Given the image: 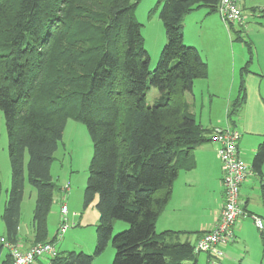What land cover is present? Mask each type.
I'll use <instances>...</instances> for the list:
<instances>
[{
  "label": "trees",
  "instance_id": "trees-1",
  "mask_svg": "<svg viewBox=\"0 0 264 264\" xmlns=\"http://www.w3.org/2000/svg\"><path fill=\"white\" fill-rule=\"evenodd\" d=\"M140 1L0 0V110L11 166L2 219L10 243H18L26 179L37 192L34 245L55 240H48L59 189L51 169L68 121L83 123L93 144L84 203L97 199L94 254L59 252L52 264H93L110 242L113 264H197L194 246L175 241L177 232L158 233L156 224L179 171L196 167L192 150L215 129L204 128L184 100L208 77V65L184 44L183 19L201 8L217 12L220 0H158L149 17L159 12L166 43L153 71L135 15ZM151 87L164 95L154 106ZM245 100L242 84L228 117ZM263 166L264 141L252 161L257 173ZM115 221L129 228L113 236Z\"/></svg>",
  "mask_w": 264,
  "mask_h": 264
},
{
  "label": "rangeland",
  "instance_id": "rangeland-1",
  "mask_svg": "<svg viewBox=\"0 0 264 264\" xmlns=\"http://www.w3.org/2000/svg\"><path fill=\"white\" fill-rule=\"evenodd\" d=\"M157 2L158 0H141L135 12L136 20L141 25L144 47L151 58V71L156 68L166 43L165 28L160 20L159 12L149 17L150 11L156 7ZM262 3L264 0H245L242 24L227 26L223 23L219 13L212 14L218 16L219 21L215 20L213 23V19H208L209 26L207 22H197L196 16H191L187 23L186 34L188 36L184 44L186 46L196 45L193 47L200 51L203 60L208 65V77L196 80L193 91L184 95L189 112L195 115L197 121H202L203 124L209 126L221 125L224 128L235 124L241 136H244L247 131L257 132L261 128L264 129V6ZM200 10L203 12L206 8ZM196 12L198 10L192 14ZM148 18L151 20L148 21ZM242 84L246 92V100L239 113L232 114L230 118L228 116L232 105L239 100ZM162 96L164 95L159 90L151 87L147 94L148 105L154 106ZM92 156L93 144L86 126L70 119L63 140L55 153V161L51 169V175L59 189L55 193V202L52 207L56 215L48 217L50 237L56 236L63 221L61 203L66 202L70 208V216L67 219L69 229L62 239L56 241V247L61 253L68 251L93 255L95 251L96 228L100 219L96 207L97 199L88 207H85L84 203V192ZM242 156L245 163H252L251 154L243 152ZM64 186L71 188L69 194L60 190ZM10 188L11 166L8 135L4 114L0 110V201H4L6 196L8 198ZM256 188L262 195L261 185ZM36 199L37 192L26 179L21 215V225L25 232L32 231ZM253 201L257 207L262 204L257 196H253ZM82 214H84L83 219ZM77 220H79L78 223ZM80 221L81 225H79ZM128 228L129 224L115 221L113 236ZM115 255L116 250L110 242L105 251L95 257L93 264H113ZM2 258L0 257V263ZM196 258L197 264L217 263L209 261L206 253H199ZM260 262L261 259L258 262L254 261V264H260ZM34 264H52V261L38 259Z\"/></svg>",
  "mask_w": 264,
  "mask_h": 264
},
{
  "label": "crops",
  "instance_id": "crops-1",
  "mask_svg": "<svg viewBox=\"0 0 264 264\" xmlns=\"http://www.w3.org/2000/svg\"><path fill=\"white\" fill-rule=\"evenodd\" d=\"M239 4L244 12L245 0H239ZM262 6H264V3H262ZM212 14L209 13V10L206 8L203 12L199 9L196 14L191 13L186 15L183 19V41L185 42L188 36L186 34V26L191 16H196L195 20H197V22L203 21L205 23L209 21L208 19H213V23L215 20L219 21L218 16H213ZM150 20L151 19L148 18V21ZM209 25L210 23L207 22V26ZM187 110L189 112L188 106ZM189 113L195 117L192 112ZM198 122L207 129L224 128L221 125L209 126L203 124L202 121ZM229 127L238 131L235 124L234 126H228V128ZM208 138L209 141L207 143L198 146L191 152L196 161V167L192 170L182 169L179 171L178 178L173 186L171 200L156 224L158 233L166 231L177 232L178 234L174 237L175 241L179 243H188L192 246L196 245L204 233L214 228L225 200L222 185V162L218 156L220 145L211 142L210 137ZM244 138L245 140L243 141ZM246 139L251 142H248ZM263 141L264 129L261 128L257 132L247 131L244 136H241L238 142V151L241 159L244 160L242 156L243 152L251 154L254 158L259 145L262 144ZM247 158H249L248 155ZM251 158L250 156V160L253 161ZM247 164L252 167V163ZM258 185L262 187V195L256 188ZM253 196H257V198L262 201L261 203L264 204V168H262L261 173L254 171V174L247 179L240 190V206L246 210V212L254 213L264 219V206H262V204L259 207L255 206L253 204ZM7 199L6 196L4 201H0V240L7 236L5 224L2 219ZM50 215L54 216L56 214L51 210ZM69 216L70 208L68 218ZM81 217L83 219L84 214H82ZM78 222L79 220H77V223ZM81 224L80 221L79 225ZM18 233L17 245L19 248L26 250L34 245L35 234L33 222L32 231L25 232L20 220ZM54 238L55 235L53 237L49 236L48 240L52 241ZM2 255H4V258H2ZM0 257L2 258L0 264H4L10 258V251L1 243ZM207 259L212 262H217L216 264H254V261L258 262V260L261 259L260 264H264V230L259 231L249 217L242 218L235 228V240L226 248L225 259L222 261H214L209 256Z\"/></svg>",
  "mask_w": 264,
  "mask_h": 264
},
{
  "label": "built area",
  "instance_id": "built-area-1",
  "mask_svg": "<svg viewBox=\"0 0 264 264\" xmlns=\"http://www.w3.org/2000/svg\"><path fill=\"white\" fill-rule=\"evenodd\" d=\"M217 12L225 25L242 24L244 12L239 0H220ZM241 135L232 128H215L210 140L219 144L218 156L222 162V185L225 200L222 204L214 228L203 234L194 246L195 253H206L214 261H222L226 257L227 246L235 240V228L242 218L249 217L258 230H264V219L254 213H248L240 206V190L247 179L254 174L253 168L245 163L238 151V142ZM60 190L69 194V186ZM63 221L55 236L54 242L38 243L23 250L10 243L6 238H1L0 243L10 251V264H34L38 259H54L59 250L56 241L62 239L69 229L67 219L69 208L66 202L61 203Z\"/></svg>",
  "mask_w": 264,
  "mask_h": 264
}]
</instances>
